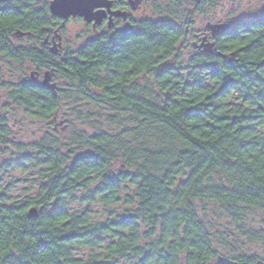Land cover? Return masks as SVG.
Returning a JSON list of instances; mask_svg holds the SVG:
<instances>
[{
    "label": "trees",
    "instance_id": "1",
    "mask_svg": "<svg viewBox=\"0 0 264 264\" xmlns=\"http://www.w3.org/2000/svg\"><path fill=\"white\" fill-rule=\"evenodd\" d=\"M48 1L0 0V54L21 70L37 57L55 68L15 43L55 25ZM221 1L171 0L159 18L90 36L53 70L68 88L59 100L12 85L27 117L60 114L71 129L23 145L0 116V158L34 174L17 199L0 160V264H264L238 245L264 244V13L217 24L203 42L194 17Z\"/></svg>",
    "mask_w": 264,
    "mask_h": 264
},
{
    "label": "rangeland",
    "instance_id": "2",
    "mask_svg": "<svg viewBox=\"0 0 264 264\" xmlns=\"http://www.w3.org/2000/svg\"><path fill=\"white\" fill-rule=\"evenodd\" d=\"M170 2L171 0H147L133 13L132 16L134 18H159V16L155 12V7L163 8ZM262 13H264V0H222L215 9L209 11L206 15L194 17V31H212V28L217 24H221L227 21L234 23L244 18L258 17ZM92 35H94V32L91 29L88 30L86 28V23L82 20L76 21L75 18H71V20L67 21L65 24L66 44L71 47V51L79 47L87 38ZM191 37L192 36H189L187 38L185 44L187 43L190 45L192 43ZM22 42L25 43L26 40H23ZM187 49V51L189 52L193 51L191 47ZM0 62V64L3 65L5 76H7L9 79L14 80V77H17L22 73V70L18 64L6 60H0ZM78 108L79 110L84 111L82 107ZM90 109H93V107H90ZM94 111H97V109L94 108ZM61 114L68 118L69 123L73 124L72 126H74V128H81L84 126L91 132L89 125L78 122L72 114L69 116L68 110H65L63 112L61 111ZM21 115L22 114L20 113H16L14 115L12 114L14 118L24 122L19 123L18 125L13 127V131L15 132V136L13 139L17 143L27 145L37 140L45 131L46 126L44 123L32 119L26 118L22 120ZM103 128L107 129V126L103 125ZM70 129L68 125L65 128V130L68 132ZM59 131L62 132L63 130H60L59 128ZM0 160L12 163V167L7 173L4 174V182L10 184L13 197L17 199L23 198L26 190L34 188V174L15 167L14 163L12 162V156L10 155H5L0 158ZM209 210L211 212L208 211L207 215L214 216L211 208H209ZM255 222L256 224L254 226L260 227L259 220L255 219ZM217 223L221 224L219 227H224L226 226L227 221L222 218ZM239 240V246L245 244L244 250L246 251V254L257 255L264 258V244L260 242L248 244L241 239Z\"/></svg>",
    "mask_w": 264,
    "mask_h": 264
},
{
    "label": "flooded vegetation",
    "instance_id": "3",
    "mask_svg": "<svg viewBox=\"0 0 264 264\" xmlns=\"http://www.w3.org/2000/svg\"><path fill=\"white\" fill-rule=\"evenodd\" d=\"M110 1H111L110 9L112 11L125 12L126 16L125 18L112 16L111 19L109 18V16H107L102 20V22L99 25L94 26L92 23L86 24L90 27V29L94 32V34H98L100 32H105V31H111L115 28L117 29V28L127 27L130 18H134L132 16L133 13L147 0H142L135 8V10L132 9L129 0H110ZM69 20H71V17L65 21L57 18L55 25L51 28H48L47 33L42 38V40L36 41L31 36H27V35L23 37H18V39L15 40L16 44L32 45L33 47H37L40 50L42 49V51H46L47 54L50 55V57H52L55 68L54 67L47 68L48 65L46 64V62L40 59L39 57H37L38 59L34 61V63H31L29 60H25L23 61L22 73L19 74L17 77H14V80H11L7 76H5L3 65L0 64V116L2 117L3 120L6 121V125L10 127L13 138L15 136L13 127L18 125L19 123H24V122L14 118L12 114L13 115L16 113L22 114L21 115L22 120L26 118L27 119L30 118L23 113V109L16 107L13 104V101L10 99L13 90L12 85L17 86L20 83H26V84L34 85L35 87H40L45 91H47L48 93H51L54 96H56L57 100H59V94L61 92H64L66 89H68L65 87L66 84L65 80L60 76H58L57 74H55L53 70L54 71L57 70L60 64L62 63V61L65 59L66 55L71 54V47L66 44V36H65V24ZM109 21H111L110 24ZM204 32L206 31L199 30L198 34L200 35V33H204ZM204 34L205 36L203 37V42L204 40H207L209 38L208 33H204ZM199 35H195L194 37H192L191 44L193 47L198 46L197 37ZM23 40H26V42L23 43L22 42ZM0 60L10 61L4 58L1 54H0ZM44 81H46V85L43 84ZM65 110L68 111L71 110V106L62 103L58 111L63 112ZM39 122L45 124L46 129L44 132L46 133L58 132L59 128L60 130L64 131L67 126L66 124H64L65 122L64 118L60 116L52 118L53 124H51L50 122H42V121Z\"/></svg>",
    "mask_w": 264,
    "mask_h": 264
},
{
    "label": "water",
    "instance_id": "4",
    "mask_svg": "<svg viewBox=\"0 0 264 264\" xmlns=\"http://www.w3.org/2000/svg\"><path fill=\"white\" fill-rule=\"evenodd\" d=\"M142 0H129L133 10L138 6ZM110 0H49L48 9L50 14L63 21L68 18H79L86 24L92 23L94 26L99 25L104 18L109 16L111 19L114 17L125 18L126 13L122 11H112ZM111 21H109V24ZM220 27L214 26L212 31L219 29ZM24 34L19 33L17 37H23ZM261 66H264V57L260 62ZM46 85V81L43 83ZM29 217H35L37 215V209L31 207L28 210Z\"/></svg>",
    "mask_w": 264,
    "mask_h": 264
}]
</instances>
